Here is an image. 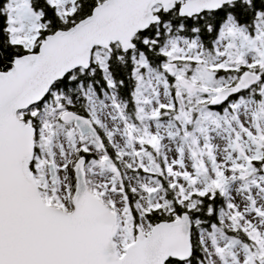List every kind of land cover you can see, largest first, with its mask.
Here are the masks:
<instances>
[{
	"label": "snow or ice",
	"instance_id": "obj_1",
	"mask_svg": "<svg viewBox=\"0 0 264 264\" xmlns=\"http://www.w3.org/2000/svg\"><path fill=\"white\" fill-rule=\"evenodd\" d=\"M0 264H264V0H0Z\"/></svg>",
	"mask_w": 264,
	"mask_h": 264
}]
</instances>
